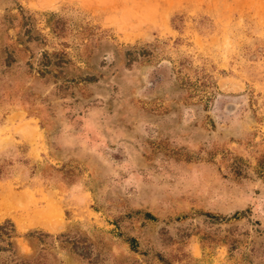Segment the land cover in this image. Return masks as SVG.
<instances>
[{
  "label": "rangeland",
  "instance_id": "374dc122",
  "mask_svg": "<svg viewBox=\"0 0 264 264\" xmlns=\"http://www.w3.org/2000/svg\"><path fill=\"white\" fill-rule=\"evenodd\" d=\"M9 190L116 264H264V0H0Z\"/></svg>",
  "mask_w": 264,
  "mask_h": 264
},
{
  "label": "trees",
  "instance_id": "16d2710c",
  "mask_svg": "<svg viewBox=\"0 0 264 264\" xmlns=\"http://www.w3.org/2000/svg\"><path fill=\"white\" fill-rule=\"evenodd\" d=\"M59 60L52 62L43 54L42 65L48 67L51 63L59 65ZM23 236L33 247L31 254L20 252L17 238ZM134 242V238L129 239ZM57 248L67 249L77 256L84 264H116L108 254H103L86 236L78 232L49 233L41 230H29L20 235L10 219L0 222V264H54ZM163 259L161 254H157ZM163 261V260H162Z\"/></svg>",
  "mask_w": 264,
  "mask_h": 264
},
{
  "label": "bare ground",
  "instance_id": "6f19581e",
  "mask_svg": "<svg viewBox=\"0 0 264 264\" xmlns=\"http://www.w3.org/2000/svg\"><path fill=\"white\" fill-rule=\"evenodd\" d=\"M6 189V188H5ZM4 192V191H3ZM24 199V194H15L13 192H11L10 190L5 192V193H0V203L2 204V206H4L5 208H7L9 206V208H11V206L13 204H15V202H19L20 200ZM47 213V212H46ZM49 213V211H48ZM54 217V215L52 216V218ZM56 217V216H55ZM58 217V216H57ZM37 218V222H35L36 220L34 219V223H42V226L44 227H50L51 224L49 225L48 222L44 221L43 219H45L40 213L37 214V216L35 217ZM55 219V218H53ZM52 219V220H53ZM57 219V218H56ZM55 221V220H54ZM21 224V223H20Z\"/></svg>",
  "mask_w": 264,
  "mask_h": 264
}]
</instances>
